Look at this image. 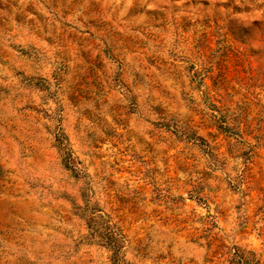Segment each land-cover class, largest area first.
Wrapping results in <instances>:
<instances>
[{"label":"rangeland","instance_id":"374dc122","mask_svg":"<svg viewBox=\"0 0 264 264\" xmlns=\"http://www.w3.org/2000/svg\"><path fill=\"white\" fill-rule=\"evenodd\" d=\"M0 264H264V0H0Z\"/></svg>","mask_w":264,"mask_h":264},{"label":"trees","instance_id":"16d2710c","mask_svg":"<svg viewBox=\"0 0 264 264\" xmlns=\"http://www.w3.org/2000/svg\"><path fill=\"white\" fill-rule=\"evenodd\" d=\"M110 250H112L114 253L118 252L121 248L120 243H118V239L110 238Z\"/></svg>","mask_w":264,"mask_h":264}]
</instances>
